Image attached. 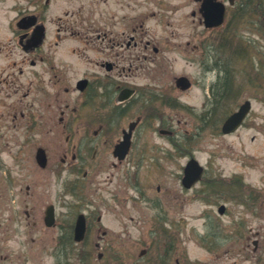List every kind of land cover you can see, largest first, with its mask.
<instances>
[{
	"label": "flooded vegetation",
	"instance_id": "flooded-vegetation-1",
	"mask_svg": "<svg viewBox=\"0 0 264 264\" xmlns=\"http://www.w3.org/2000/svg\"><path fill=\"white\" fill-rule=\"evenodd\" d=\"M120 1L126 4L131 14L136 8H141L138 16H132L129 12L121 14L118 21H127L122 22V30L116 29V24L110 22L102 26V17L97 9L87 17L85 14L80 16L79 13V18L73 24L67 22L62 26L59 18L56 34L52 35L56 37L55 45L60 46L64 41L60 36L62 31L66 32L65 39L74 40L78 30H87L81 34L94 43L93 48H87L93 53L94 58L89 61L87 68L78 70L79 77L72 79L66 77L67 60L62 58V54L53 55L48 48L52 32L47 20L40 15L38 0H34V10L30 13L24 10L22 12L24 14L19 11L21 14L18 13L16 19L9 24L13 35L10 39L13 47L29 56L31 77L29 94L34 95L33 102L25 112L13 113L10 115L11 123L7 121L9 128L14 126L20 116L24 122L22 128L23 135L26 136L25 144L19 145L14 152V160L28 162L33 158L40 170L49 169L48 176H54L56 182L62 183L64 187L57 194L55 202L48 204L42 213L37 207L32 210V213L34 212L32 226L43 230L33 238V241L39 242L41 247L44 246L42 249L44 253L46 251L50 264H208V261L203 262L189 257L187 248L185 251L181 250V242L173 228L176 226L169 224L167 210L158 206L163 202L161 198L154 202L161 213L155 215L142 213L138 220L130 217L132 224L125 227L126 243L123 244L118 243L113 226L105 224L106 216L101 208L102 205L115 203L117 200L115 190L110 199L103 198L101 205L91 203L87 199V194L78 198L76 203H70L67 196L70 189L84 191V188L93 184L90 181L91 175L98 176L103 169L122 168L125 177L129 179V170L141 168L143 162L148 160L147 147L141 148L139 137L154 114H149L150 106L156 104V107H160L166 99L170 101L173 94L184 91L178 86L177 77L160 84L152 81L138 82L135 80L139 77L137 72L142 73L149 63L155 62L162 73L168 71L170 60L165 56L167 54L189 51L190 55L200 57V63H205L213 49L215 51L224 49L221 53L226 55L228 41L238 37L236 32L231 30V26L242 19L256 18L258 27L250 34L264 38V34H261L263 30L260 28L261 20L264 19V0L118 2ZM45 4L49 8L51 0H46ZM66 9L64 10L67 16ZM222 12L224 23L221 26H212ZM145 18L156 20L159 33L145 31L143 28ZM184 20L194 27L192 32L184 37L186 41L180 40L182 38L180 24L185 25ZM133 24L139 25L140 28ZM255 45L263 44L260 42ZM12 51L5 54L0 49V99L3 101L13 99L15 93L23 88L19 83L23 70H15L19 62L13 58ZM47 74L52 77L50 84L55 86L52 94L44 85L46 81L44 76ZM69 84L73 86V92H76L77 96L73 108L69 109V105L66 104L64 110L62 107L67 100L63 98L61 91L64 89L68 93ZM218 84L213 95L210 93L213 89L211 86L209 92L205 93L202 110L198 111L194 106H190L189 110L195 113V119L207 123L208 119L213 117L216 106L227 100L224 97L226 91L228 92L227 82ZM14 89L16 90L13 91ZM49 96L53 102L47 107L53 112L43 103L42 106L36 105V101L45 102ZM242 104L223 119L219 126V132L223 135H233L247 125L250 114L236 132L224 133L225 123ZM10 109L13 110V106H10ZM133 109L139 111L138 114L135 117H128ZM151 111L154 112L155 108L153 107ZM155 113L157 116L160 114L159 111ZM177 131L173 127L159 130L160 134L169 140L171 144L169 151L173 153L179 144L180 134ZM156 148L165 149L159 145H156ZM29 149L35 152L33 157L31 155L27 157ZM190 156L178 176L188 198L193 202L204 201L208 208L200 212L199 217L205 218L204 224L201 225L202 230L193 229L196 231L194 234L202 238L203 244H211V239L215 235L221 240L219 229L223 227L214 224L209 216L216 212L219 217L228 214V201H223L228 198L226 188H236L242 195L244 194V197L240 195L239 198L232 200L233 202L236 201L243 208H247L246 211H250L251 215L260 214L264 201H260L256 196H263L264 188L245 181L244 176H223L220 172L213 175L216 174L213 170L214 155L206 164H202L196 158L195 151ZM190 160H196L204 169L199 180L186 187L184 174ZM70 175H75V178L71 179ZM133 188L141 194L135 186ZM157 190L160 192L161 188L158 187ZM128 199L131 201L144 199L150 205L147 198L141 195H130ZM35 211L40 214L36 215ZM28 216L31 215L28 213ZM12 219L14 222V218ZM82 222L85 224V231L83 236H80L77 230L78 228L80 230ZM242 223L244 222L236 226L241 229ZM134 230L137 232L136 235L133 234ZM253 231L252 236L246 238V234L242 232L237 238L243 250H248L251 254L252 264H264V226H256ZM225 239L228 238L223 237L224 241H219V244L223 245ZM209 244L208 254H213L216 246L212 248Z\"/></svg>",
	"mask_w": 264,
	"mask_h": 264
},
{
	"label": "rangeland",
	"instance_id": "rangeland-1",
	"mask_svg": "<svg viewBox=\"0 0 264 264\" xmlns=\"http://www.w3.org/2000/svg\"><path fill=\"white\" fill-rule=\"evenodd\" d=\"M118 1L51 0V5L48 8L45 4L46 0H38L40 15L47 20L52 32L48 48L53 55L62 54V58L67 60L65 69L67 70L66 77L68 76L69 79L79 77L78 70L88 67L89 61L92 60V57L94 58V55L87 48H93L94 43L81 34L87 30H78L74 40L65 39L67 38L66 32L62 31L60 36L64 41L60 46L55 45L56 37H52V35L56 34L58 22L61 21L62 26L67 22L73 24L79 18V13L80 16L85 14L87 17L97 9L102 17V26H105L104 23L110 22L116 24V29L122 30V22L127 21H118V18L123 13L131 14V10L127 8L126 4ZM33 4L34 0H0V49L5 54L13 50V58L19 62V66L15 70H23L19 82L23 88L15 93L11 100L0 99V264H50L46 251L44 253V249H42L44 246L41 247L39 242L33 241V238L43 230L32 226L34 218L32 210L37 207L42 213L48 204L55 202L57 194L64 188L62 183L56 182L54 176H48L49 169L47 171L40 170L33 158H30L28 162L14 160V152L19 145L25 144L26 136L23 135L22 128L24 122L20 116L12 128H9L7 123V121L11 123V114L25 112L33 102L32 96L34 97V95L29 94L31 91L29 88L31 81L29 56L22 50L13 47V42L10 41L13 35L9 27L18 13H22L24 10L30 13L31 10H34ZM64 9L67 10V16ZM140 12L141 8H136L131 15L138 16ZM253 20L255 22H252ZM184 22L185 25L180 24L182 28L180 40L182 41H186L184 37L194 28L185 20ZM133 26L139 25L133 24ZM257 27L256 18L242 19L233 24L231 30L236 32L238 37L228 41L226 55L221 53L224 49L220 51L213 49V53L205 63H200L199 56H192L187 51L165 55L170 60L168 71L162 73L155 62L154 64L149 63L142 73L137 72L139 77L135 80L138 82L152 81L160 84V82H169L174 77L187 76L194 85L190 90L173 94L170 101L166 99L160 107H156V104L150 106L149 114H154L144 128L142 136L139 137L141 148L147 147L146 157L148 160L143 162L141 168L130 169L129 179L125 177L122 168L103 169L100 175H91L90 181L93 184L84 188L85 193L83 190L70 189L67 200L70 203H76L78 198L87 194V199L91 203L95 202V204L101 205L103 198L110 199L115 190L117 195L115 203L102 205L101 208L106 216L105 224L113 226L118 236V243L125 244L126 233L124 231L126 225L132 224L130 217L138 220L142 213L150 215L161 213L156 207L157 204L154 203L161 198L163 202L158 206L160 209L167 210L169 224L176 226L173 228L181 242V250L185 251L187 248L189 257L200 259L203 262L208 261V264H252L251 254L248 250H243L237 237L242 232L246 234V238L252 236L251 233L254 232L253 229L255 230L256 226H264V207L262 206L263 210L259 215H251L250 211H246L247 208L232 201L239 198L240 195L244 197V194L242 195L236 188L225 187L228 198L223 201H228L229 211L224 217H219L217 212L209 216L214 224H220L223 228L219 229L221 240L215 235L211 239V244L208 243L212 248L216 246L213 254H208V244H203L202 238L194 234L196 231L193 230L194 228L202 230L201 225L204 224L205 218L199 217L200 212L208 208L204 201L193 202L188 198L189 196L181 186L178 174L181 172L182 166L191 158V153L195 151L196 158L202 164H206L213 155L215 156L213 170L216 174L213 175L220 172L223 176H244L245 181L264 188V38L250 34V32L254 33L253 29H257ZM143 28L145 31L159 33L156 20L151 18L144 19ZM260 28L263 30L261 34H264V19L261 20ZM68 34L70 35V32ZM260 42H262V46L255 45ZM236 46L237 48L244 47L245 51L249 50L247 59L245 56H233L235 49H232V53H230V48ZM195 58L196 60H194ZM251 70L253 71L250 73ZM248 74L257 77V81H249L250 75ZM226 75H230L228 78L233 79L230 80L231 82L229 81L228 92L226 91L224 94L227 100L218 106L215 105L216 108L214 106V115L208 119L207 123L195 119V113L190 112L184 104L194 106L198 111L202 110L205 93L209 92V87L213 88L210 91L213 95L219 85V79L221 77L225 79ZM50 76V74L44 76L46 79L44 85L47 86V91L52 94L55 86L50 84L52 78ZM230 88L232 93L229 92ZM61 93L67 100L62 108L65 110L66 104L69 105V109L73 108L77 96L76 92H73V86L69 84V92L66 93L62 89ZM246 100L252 101L250 120L247 125L233 135H223L222 132H219V126L223 119ZM45 102L36 101V105L42 106L43 103L47 109H50L47 106L53 102L52 97L49 96ZM10 106H13V110L10 109ZM153 107L155 108L154 112L151 111ZM50 111L53 112L52 109ZM59 111L60 109L57 110V112ZM158 111L160 114L157 116L155 112ZM138 112L133 109L128 117H135ZM172 127L180 134L179 144L174 148V153L169 151L171 149L169 140L159 132L160 129ZM156 145L163 146L165 149H158ZM31 150L29 149L27 157L35 155V152L33 150L31 152ZM114 173L115 177H113ZM69 177L74 179L75 175ZM134 186L141 194L133 188ZM158 187L161 188L160 192L157 190ZM72 194H76V196ZM130 195L146 197L150 205L144 199L143 201H131L128 199ZM256 198L264 201V195L260 197L257 195ZM28 213L31 216H28ZM35 213L36 215L40 214L38 211ZM12 218H14V222ZM241 222L244 223L239 229L236 225ZM232 224L235 225L228 227ZM133 234L136 235L137 232L134 230ZM245 236L244 240H246ZM223 237L228 239H225L224 244L220 245L219 241H222Z\"/></svg>",
	"mask_w": 264,
	"mask_h": 264
},
{
	"label": "water",
	"instance_id": "water-1",
	"mask_svg": "<svg viewBox=\"0 0 264 264\" xmlns=\"http://www.w3.org/2000/svg\"><path fill=\"white\" fill-rule=\"evenodd\" d=\"M222 22H223V19L221 18L220 22L216 23L215 25H221ZM178 84L182 89H187L190 87V82L188 81L187 78L179 79ZM249 110H250V103L247 102L241 107V110L239 112H237L236 114H234L228 119L224 127V132L228 133V132L236 130L237 127L240 126V124L242 123L246 115L248 114ZM197 168H198L197 165H195L194 163H190V165L186 169V176L184 179V183L187 186H189L191 183H194L195 181L199 179L201 173H200V170L198 172Z\"/></svg>",
	"mask_w": 264,
	"mask_h": 264
},
{
	"label": "trees",
	"instance_id": "trees-1",
	"mask_svg": "<svg viewBox=\"0 0 264 264\" xmlns=\"http://www.w3.org/2000/svg\"><path fill=\"white\" fill-rule=\"evenodd\" d=\"M232 49H235V52L233 53V56H236V57H238V56H245V58L247 59V55H248V52H249V50L247 49L246 51H245V49H244V47H241V48H237V46L236 47H232V48H230V53H232ZM252 50V49H251ZM244 51H245V55H244ZM220 65V64H219ZM254 70V69H253ZM253 70H251L250 71V73L253 71ZM248 75H250V74H248ZM228 76H230V75H226V78L224 79V78H220L219 79V81L220 82H227V84L226 85H228V83H229V81L231 80H233V79H229L228 78ZM257 77L255 78L253 75H250V77H249V81H252V82H254V81H257ZM260 79H262V78H260ZM230 81V82H231ZM228 87H229V85H228ZM227 89H229V88H227ZM222 89L220 88V86H219V91H221ZM223 90H225V88L223 89ZM230 93H232V89L230 88V91H229ZM219 95H221V94H219Z\"/></svg>",
	"mask_w": 264,
	"mask_h": 264
}]
</instances>
